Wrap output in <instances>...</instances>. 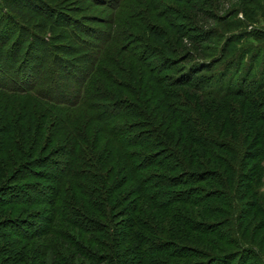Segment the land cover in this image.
<instances>
[{"label": "trees", "instance_id": "16d2710c", "mask_svg": "<svg viewBox=\"0 0 264 264\" xmlns=\"http://www.w3.org/2000/svg\"><path fill=\"white\" fill-rule=\"evenodd\" d=\"M0 1V264H264L263 28L220 34L200 75L167 31L194 42L185 9L154 26L139 0L119 50L72 76L32 54L68 17L41 2L21 26ZM23 55L51 59L45 79L20 78Z\"/></svg>", "mask_w": 264, "mask_h": 264}, {"label": "rangeland", "instance_id": "374dc122", "mask_svg": "<svg viewBox=\"0 0 264 264\" xmlns=\"http://www.w3.org/2000/svg\"><path fill=\"white\" fill-rule=\"evenodd\" d=\"M8 1L9 4H7V7L9 9V13H11V16L13 18L19 19L17 21L21 26L25 25L24 23L29 17H36L37 21L42 20V18L37 17L36 15H31L32 11H34L35 9L40 11L43 10V8L39 6L41 2H45L47 5L49 4L50 6L55 8L54 11L56 13V18L62 16L68 17L67 21H65L64 17L60 18L58 21L61 23L55 22V25H51V23L49 22L46 23V28L42 30L45 31L44 35H42L41 37L44 40L51 42V45L45 47L44 49L38 46L32 51V54L41 55L44 54L41 52L47 49L49 55L56 54L58 56V62L60 64L66 62L68 63V70L71 71L72 76H74L73 74L76 75V69L78 70L87 66V63L84 62V60L87 58L86 56L90 54H93L94 56L95 54H97V56L99 55L100 58L101 56L108 53L115 54L119 50L116 43L112 42V40H116L115 38L118 37V33H122L125 28L128 30L127 25L130 21L129 8L131 5H133L132 15L134 16L135 9L137 12L138 10L143 12L145 10L144 6H142L139 0ZM149 1L151 5L149 4L150 16H148V22L151 25L152 23H154V26L156 25V23H161L164 21L163 19H161V21L159 20L160 22L154 21L152 17L154 6L156 7L158 6V4H169L180 11L182 10L181 7L185 9V13H183L184 20L178 21L174 19V22H179L184 26H186V24H189L188 26H190L191 29L189 32H187L186 30V37L192 38L194 42L190 43L189 39H182L183 37L181 38L179 35H175L173 30L171 31L169 29L167 31L169 37L172 38L173 42L176 44V47L179 48L182 46V48L187 51L186 56L189 55L187 59L180 61V64L184 65L187 69L192 68L194 70H197L198 74L200 75H206L210 71L208 70V68H210L208 62L210 61V56L212 55L210 48L214 42L220 41V34L237 35L238 32L245 31L244 26L246 25V23L248 24V22L244 21V19L253 24H248L246 28L247 30H251L254 27L264 29V0H250L246 2L243 0H191L189 7H186L185 3L180 4L178 1ZM142 3L145 6L147 4L146 1H142ZM252 8H255V13L251 12ZM254 15L256 16V19H258V22H255V20L252 18V16ZM68 21L70 22V26H68L69 23L67 24ZM56 24H60L61 26H58ZM137 24L140 25V23ZM134 37L138 38V34H134L131 39H137ZM106 40H108L107 43ZM136 43L137 42H134L133 44L136 45ZM237 43L238 42L236 41L230 44V46ZM207 45H209L208 50L204 49V46ZM103 46L105 49L103 48ZM125 46L126 45L124 44L123 48H125ZM26 47L27 46H24L22 52L25 53L26 51L27 53ZM123 48L121 47L122 50H124ZM122 54L124 53L121 52V55ZM139 55L142 56L140 52ZM147 55L148 54L145 53L146 60H148L149 58L147 57ZM148 56L151 55L149 54ZM31 57L32 56L29 55H23L20 63L17 64V67L20 68L21 71L20 78L24 80L26 78H30V80L32 81L33 77H36L37 75L39 76L37 78V81L45 79L44 71H46L50 67L49 62L51 63V59H49V62L45 61L41 63H35L34 59L32 60ZM145 62L148 63V61ZM32 64H35L37 66L36 69L31 68ZM41 65L43 66L41 67ZM101 66L104 68H111L110 62L108 61L104 64H101ZM114 74H116V72ZM97 78V85L98 83L106 84L107 80L102 73L100 74L99 72ZM67 79V82L69 83H71L73 80L71 77H68ZM201 80H198L197 82L198 88H200L199 82ZM74 82L75 81H73L72 83L74 84ZM23 85L26 84L23 83ZM245 235L249 239L251 233H246ZM253 242L257 244H260L261 242L260 248L264 250V232H259L257 236H253Z\"/></svg>", "mask_w": 264, "mask_h": 264}]
</instances>
